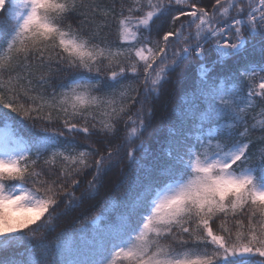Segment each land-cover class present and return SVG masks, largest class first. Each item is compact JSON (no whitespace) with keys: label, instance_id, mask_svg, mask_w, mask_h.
<instances>
[{"label":"snow or ice","instance_id":"1","mask_svg":"<svg viewBox=\"0 0 264 264\" xmlns=\"http://www.w3.org/2000/svg\"><path fill=\"white\" fill-rule=\"evenodd\" d=\"M13 247L29 255L0 264H264V0H0V251Z\"/></svg>","mask_w":264,"mask_h":264},{"label":"trees","instance_id":"2","mask_svg":"<svg viewBox=\"0 0 264 264\" xmlns=\"http://www.w3.org/2000/svg\"><path fill=\"white\" fill-rule=\"evenodd\" d=\"M207 3V0H205ZM253 59H259V53L253 51L251 53ZM199 61L195 58L184 61L181 66L176 70V72L171 74V79L173 83L166 85L174 95L171 98V104L177 105L182 103V97L190 89L194 81L197 79V66ZM166 139V127H162L160 121L157 119L154 121L153 125L145 132L144 140L149 150L153 153L161 150L164 147V141ZM139 155V154H138ZM151 157L144 161V163H149ZM104 197V193H101V197L97 198V201L92 203L96 204L97 207H90L89 202H86L81 209H78L70 214V216L57 222L56 232L51 234L49 240H51L57 233L61 231L70 230L73 227L74 222L80 217L81 212H85L87 215L91 216L94 214L99 207V202ZM109 219H114V217H109ZM106 221L102 219L100 221L101 226ZM89 226V232L91 231ZM23 253V255H21ZM36 254H39V250H36ZM29 255L25 248L13 247L7 250L0 251V257L7 258L9 256H15L17 259L23 260Z\"/></svg>","mask_w":264,"mask_h":264}]
</instances>
